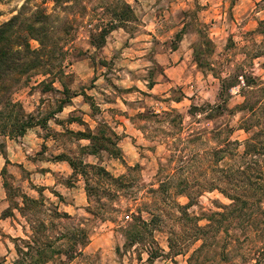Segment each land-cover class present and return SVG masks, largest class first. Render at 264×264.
<instances>
[{"label":"clouds","instance_id":"1","mask_svg":"<svg viewBox=\"0 0 264 264\" xmlns=\"http://www.w3.org/2000/svg\"><path fill=\"white\" fill-rule=\"evenodd\" d=\"M208 2L12 0L3 8L5 15L0 16V27L26 6L21 16L25 26L12 37L10 45V54H20L21 59L16 63L22 67L0 79V127L6 125L8 132L27 129L41 135L63 134L70 128L86 132L91 128L87 139L74 137V142L50 147L45 156L66 152L83 160L84 165H95L85 169L87 175L82 177L78 169L72 168L63 174L67 178L76 171L72 177L73 183H78L75 191H82L80 185L85 180L89 186L99 187L97 181L103 176L106 181L103 189L112 195H105L101 189L98 195L90 197V202L83 199L74 202L73 193L65 190L64 202L75 210V230L65 226L67 221H53L47 214L31 219V214L21 215L24 204L18 198L17 207L11 209L15 217L0 219V264H173L177 260L179 264H264V135L252 139L264 129V124L252 127L246 134L237 132L241 141L238 145L232 142L229 130L223 126L209 136L210 128L204 118L212 109L205 105L208 96L204 91L195 83L187 89V92L195 89L196 98L190 103L204 107L186 126L188 105L184 101L188 96L185 89L173 85V90L169 91L163 87L167 82L165 69L175 67L174 63H169L173 60L171 46L175 37L172 32H179L184 24L191 26L194 20L202 19L206 15L203 6ZM220 3L224 4L225 15L234 5L236 18L225 22L224 26L243 37V43L232 50L231 63L228 52L216 55L213 60L206 54L203 43L193 44L189 49L188 44L197 39L195 36L180 41L184 45L180 55L190 58L186 60L187 70L203 73L202 78H206L209 88L233 78L234 85L228 87L227 93L229 107L234 108L237 103L244 105L256 89H264V84L258 82L253 88L245 83L242 75H234L237 68L252 71L250 65L256 53H259L258 63L264 64V0H220ZM10 9L15 11L9 12ZM182 10L187 11L188 16L177 20L176 15ZM19 28L18 23L16 29ZM146 28L152 36L145 35ZM248 32L251 34H246ZM117 36L124 40L135 36L136 39L131 40L135 51L114 40ZM241 47H244L243 53ZM101 61L105 62L103 66ZM194 65L200 66L194 68ZM81 68L85 69L83 73ZM118 68L123 71H117ZM22 69L25 74L20 77L18 72ZM29 78L31 84L38 85L31 96L27 94L31 87L27 83ZM92 83L96 87L89 95L99 101V114L94 113L91 103L84 102L83 96H78L71 107L65 106L66 96L79 94L84 85L90 87ZM151 83L161 88L154 90L149 87ZM102 92L106 97L101 96ZM117 95L123 103H103L104 99H114ZM257 99L259 103L253 111L264 110V98L257 95ZM177 100L181 103L174 107L173 102ZM209 103L217 101L213 99ZM61 107L64 111H60ZM109 108L115 110L109 114ZM70 114L86 122L71 124ZM125 114V119H118ZM258 116L259 112L253 116L245 108L235 118L229 117L226 123L239 128ZM45 120L46 128L42 123ZM196 120L203 123L204 129L201 131L200 125H196L193 136L189 129ZM102 122L108 125L111 143L96 139ZM4 138L0 133V142ZM98 143L104 148L89 157ZM47 166L50 165H37ZM78 167L83 168V165ZM101 167L105 172L94 175ZM153 187L157 191L148 194ZM60 188L56 186L57 191ZM31 195L35 197L36 193ZM162 195L166 200L164 207L174 214V219L187 211L193 218L191 223L180 220L145 225L144 221H151L156 214L158 198ZM153 200L157 203L153 204ZM213 201H222L227 206L223 207L225 212L240 209L237 219L226 223L219 232L204 215L210 209L217 210ZM45 203L49 209H54L60 201L51 197ZM189 204L187 209L182 207ZM81 205L87 206L89 212H84ZM9 207L8 197L0 193V217ZM137 207L140 211L135 216L125 211L128 208L135 211ZM141 214L142 220L139 219ZM111 221H115V229L108 226ZM101 222L103 233L99 228ZM132 230L143 238L131 240L127 233Z\"/></svg>","mask_w":264,"mask_h":264},{"label":"rangeland","instance_id":"2","mask_svg":"<svg viewBox=\"0 0 264 264\" xmlns=\"http://www.w3.org/2000/svg\"><path fill=\"white\" fill-rule=\"evenodd\" d=\"M12 0H0V16L5 15L3 8L7 6V4L11 3ZM157 3H160V0H157ZM214 5H219L217 7H214ZM155 7V5H154ZM233 6H230L228 9V15L224 14V4L220 3V0H209L207 4L203 6V12L206 13V15L203 16L200 20H194L190 25L184 24L183 28L177 31H173L172 35L175 37V39L172 41L171 46V54L173 55V60L169 61V63H174L175 67H173L171 70L165 69V75L167 77V82L163 84L164 88H167L169 91L173 90V85H175L178 88H184L186 91V95L188 96V100L184 101L185 104L188 105L187 108V116L184 118V123L187 126L189 123L192 122V118L195 116H191L190 113L192 112V107H203L193 105L190 103L191 100H194L196 98L195 89H192V92H187V89L191 87V84L195 83L197 87H200L204 91V95L208 96V100H205V105H217L219 103H222V98L226 99L225 106L228 110V112H225L221 116H217L212 118L211 120L204 119L207 124L209 125L210 131L208 132V135L211 136L213 132L216 131L217 128H220L223 126L224 128H227L228 130H231L232 133L230 136L232 137V141L240 143V138L237 136V132L245 133L242 129L235 128L234 126H231L226 123L229 117L235 118L237 113L240 111L242 106L239 103L235 104V107H229V100L228 93H224L223 97H220V89H221V83L218 84V86L214 88H209L206 78L203 77V73L201 72H189L187 70L186 66V60L190 59L189 57L180 55V50L184 47L183 43L180 41L182 40H191L192 37H197V39L192 40V43L188 44V48L191 49L193 44L199 45L200 43H203L205 46L206 54L212 57L213 60H215L216 55L220 54L223 55L224 52H228L230 54L229 63H231V56L233 55L232 50L236 48L238 43H243V37L237 36L235 32H229L228 27H225V22H231L235 20V15L233 14ZM26 10V6L21 8L22 14ZM15 9H10L9 12H13ZM158 11H160L158 9ZM19 14L16 13V15ZM15 16V15H13ZM11 16V18L13 17ZM23 16V15H22ZM188 12L187 11H179L176 15V19L180 20L182 17H187ZM203 25V27H201ZM246 34H251L250 32ZM145 35L152 36V33L145 29ZM136 39L135 36L130 37L128 40H124L122 36H117L114 38V40H119L122 42V45L124 48L129 49L131 51H135L134 48L131 46V40ZM156 43H159L160 41H155ZM164 43H167V41H164ZM244 47H247V44L244 43ZM244 47H241L240 52L243 53ZM258 47V46H257ZM259 53H256L252 56V63L250 65L252 71H245L243 68H237L236 73L234 75L239 74L244 77V81L247 84V81H253L255 82V85H252L253 88L256 87L257 83L264 82V64H259L257 61V57ZM236 61L237 63H240L239 56L236 55ZM101 65H104V61L100 62ZM200 65H194L193 67H199ZM246 67H248L246 65ZM85 69L81 68L80 72L83 73ZM117 71H123V69L118 68ZM75 73H73V76L75 77ZM95 79V77H93ZM117 79H120V77H117ZM233 78H228L227 83L234 85ZM27 83L31 84V79L27 81ZM43 83V81H41ZM73 83H75V80H73ZM230 85V86H231ZM37 84H31V87L28 88L27 94L28 96L33 95L34 89L37 87ZM96 85L94 83L91 84L89 87L88 85H84V87L81 89L79 94H75L77 96L73 97L71 101L66 104L65 106L71 107L78 96H83L85 103H91L93 105V111L96 114L100 113V108L97 106L99 104V101H97L93 96L89 95V92L93 88H95ZM161 88V85L154 83V90H159ZM130 91V90H129ZM241 92H243V89H241ZM43 95V93H41ZM257 95L261 97V94L256 91L252 93L248 100L245 101V103L249 104H257L259 100L257 99ZM101 96L106 97V93H101ZM67 98V96H66ZM215 100L217 103L212 104L209 103L210 100ZM67 100V99H66ZM63 102V101H62ZM41 104H43V100L40 101ZM103 103L112 104L115 105L117 103H123L119 99V95H117L114 99H104ZM174 107H178L180 105V101L173 102ZM115 109L109 108L107 111L109 114H111ZM64 111V108L63 110ZM197 113V112H196ZM94 118V117H93ZM126 118L125 116H120L118 119L123 120ZM215 121V123H214ZM44 122V121H42ZM86 121L82 120L79 116H75L73 114H70L69 123L71 124H79L83 125ZM131 123V122H129ZM103 124V127H100V132L98 135H103L104 137H108V125ZM196 125H200V130L203 131L204 125L200 120H196L195 124H193L192 128L189 129L190 132H192L193 136H195L196 132ZM123 126V125H122ZM47 127V122L45 124V128ZM44 129H42L43 131ZM4 131L7 134V130L0 128V133ZM91 128L88 129L86 132L77 131L74 129H68L66 133H53V132H47L45 135H41L40 133H32L29 130L26 132L27 138L26 140H22V137L18 136H12V138H9L7 136H4V140L0 142V144H3V150L4 154L6 155V143H10L12 145L11 152L14 153V156H10V159L7 158V156L4 157L0 154V193L5 194L9 201H10V207L9 209H5L4 215L6 216H12L15 217V212H13L11 209L14 207H17L16 200L22 199V196H27L30 199L36 200L40 203V206L38 209L27 211V206L23 208L21 211V215H30L31 218H37L40 216H43L47 214V216H50L53 221L58 219H63L64 221H67L68 223L65 225L67 228H70V226L74 223L73 221L76 219L75 217V210L73 209L71 204L65 203V190L67 192L73 193L71 199L74 202H78L79 199H83L85 202H90L86 196L85 193V183L83 181V184L80 185L82 188V191H75L78 187V183H73L72 177L75 176L73 174L69 175L67 178L64 176V171L67 168V166H52L49 167H37V165L44 164L49 165L45 162L52 161L54 157L58 155H66L70 157L71 159L75 160L76 162H83V160L78 159L75 156H70L66 152L56 153L52 154L49 153L48 156H45V153L49 152L50 147H56L58 145H66L67 143L74 142L73 138H81L77 133L81 132L84 134H91ZM219 135L220 133H216ZM246 134V133H245ZM113 135H116V133H113ZM124 135H127V133H124ZM38 139V140H37ZM84 140V139H81ZM110 140V138H109ZM56 142V144H53V142ZM111 143V140H110ZM79 148L80 146L77 145ZM37 148L39 151H37ZM31 149L32 151H29ZM72 151V150H69ZM121 151H124V149H121ZM80 154L83 155L82 149L80 151ZM91 157V156H89ZM84 163V162H83ZM93 165V164H90ZM103 168V167H102ZM4 170V173H3ZM77 181H79V177H77ZM5 184V185H4ZM60 185L61 188L59 191H57L56 186ZM157 189L155 187L148 190V194L155 193ZM31 193H36V196L34 197L31 195ZM112 194V193H111ZM56 195L61 196V199H59ZM51 197H55L60 201V204L58 207L54 209H49L48 205L45 203L46 200L50 199ZM159 204L155 208V217L153 219L152 225H160L165 224L167 221L168 223L173 222H179L180 220H185L184 213L189 214L187 211H184L181 213L180 217L174 219V214L169 212L167 208L164 207L166 200L164 196H160L158 198ZM153 204H156L157 201L153 200ZM214 208H216V211L209 210V213H206L204 215L207 216V218H210V214L212 212H223V205L222 201H213ZM186 205H183V207ZM191 206V204H190ZM83 208V211L87 213L88 207L85 205H81ZM125 211L132 212V215L135 216L136 212H139L140 209L137 207L135 211H132L131 208L125 209ZM67 213L70 215L73 219V221H68L64 218H62V214ZM57 214V215H56ZM8 217L2 219H7ZM143 217V214H142ZM191 219H193L191 217ZM195 219H199L198 217ZM187 221V220H186ZM80 222L83 224L84 217H80ZM188 222V221H187ZM226 224V223H225ZM223 224V225H225ZM221 225V226H223ZM109 227H112L115 229V221L109 222ZM101 233L104 232V224L101 222L100 226ZM223 228L220 227V225L216 224L215 229L217 232ZM162 231V229H161ZM126 248L128 247V244L124 245ZM116 252L119 253V246L116 248ZM157 255V254H153ZM179 255V253H177ZM167 259V257H165ZM191 258V257H189ZM188 258V259H189ZM137 259H142V257H137ZM173 264H179V261H173Z\"/></svg>","mask_w":264,"mask_h":264},{"label":"trees","instance_id":"3","mask_svg":"<svg viewBox=\"0 0 264 264\" xmlns=\"http://www.w3.org/2000/svg\"><path fill=\"white\" fill-rule=\"evenodd\" d=\"M22 15H23L22 12H19V14L13 16L8 21L7 24H5L2 27H0V79L4 78L7 73L19 70L22 67L21 65L16 63V61L21 59L20 54L19 53L10 54L11 53L10 45L12 43V37L16 34L17 31L22 30L24 28V26H25L24 23L21 22V16ZM18 23L20 24V28L16 29V25ZM262 29H264V25H262ZM17 42H19V41L17 40ZM24 74H25V70H23V69L18 72V75L20 77H23ZM261 84H264V82H262ZM230 85L231 84H228L227 82L221 83L220 97L224 96V93H226V91H227V89H228V87ZM247 85L252 87V85H255V82L247 81ZM153 86H154V83H151L149 85V87H151V88H153ZM257 90L261 94V97L264 98V89H257ZM75 96H77V95H75V94L68 95L67 98H66L67 99L66 100V104H68L71 101V99L73 97H75ZM221 100H222V103H219L217 105H206L207 108H211L212 111L209 113V116L205 117L204 119L211 120L214 117L221 116L225 112H228V110H227V108L225 106L226 99L222 98ZM175 102L178 103L179 101L177 100ZM62 103H64V102H62ZM257 103H259V102H257ZM203 107H192V112L190 113V115L194 116L196 114V112H199L201 110V108H203ZM63 108L64 107H61L60 111H62ZM245 108L247 109V111H251L253 116H257V112H259V116H258V118L256 120H252L251 123L246 121L245 122L246 126L242 125V127L240 128L245 133H247L252 127L259 128V126L261 124H264V110H259L258 109L256 111H253V109L255 108V103L254 104H249L248 102L245 103L244 106H242L240 111L245 110ZM262 108H264V106H262ZM42 123L45 126L46 120L44 122H42ZM5 128H7L6 125L2 127V129H5ZM27 131L28 130L26 129V130L21 131V132L12 131V132H7V134H6V132L2 131L1 133L4 136L12 138V136L23 137L26 134ZM231 133H232V131L229 130V135ZM76 135H78L79 137L81 136L80 139H87L90 134H84V133L79 132ZM261 135H264V129H261L260 132L255 133V135L252 137V139H256L257 137H259ZM96 139L98 141L102 140V141H107L108 143H110L109 137L106 138L103 135H98L96 137ZM232 142L237 144V145L239 144L238 142H235V141H232ZM2 145L3 144H0V154L5 158V154H4V150H3V146ZM252 147L254 148L255 146H252ZM103 148H104V145L98 143L95 146V148H93L92 151L89 152V156H95L97 151H99V150H101ZM82 152L84 154V150L83 149H82ZM52 161L65 162V163L68 164V166L70 168L78 169L79 172H80V177H82L84 175H87V172H86L85 169L95 167V165H90V164L84 165V163L81 162V161L76 162L75 160L71 159L70 157H68L66 155H58V156L54 157ZM79 165H83V168H79L78 167ZM104 172H105V169L101 167L99 169V172L94 173V175H100L101 173H104ZM3 173H4V170H3ZM72 174L76 175V171H72ZM105 182L106 181H105L103 176H101L100 180L97 181V184L99 185V187H91V186L88 185V181H86V180L84 181V183H85V189L84 190H85L86 196H87L89 201H90V197L91 196L98 195L100 193L101 189H103V184ZM103 191H104L105 195H112L111 193L108 192L107 189H103ZM56 196L59 199H61V196H59V195H56ZM22 200H23L24 207L27 206V209H28L27 211L38 209L39 206H40L39 202H37L36 200L30 199L27 196H22ZM188 207H190V204L184 206L185 209H187ZM224 207H227V206H224ZM239 211H240V209L236 208V209H233L230 212H225V211H223V212H212L210 214V216H209L210 218H208V219L211 220L214 225L218 224V225H220V227H223L224 226L223 224H225V223L234 222L237 219V214H238ZM87 212H89V208H88ZM183 215H184L183 218L185 219V221L187 220L189 223H191L192 219L189 216V214L184 213ZM3 216L5 218L8 217L6 215H3ZM154 217L155 216L153 215L151 221H144L145 225H147L149 223L152 224ZM62 218L66 219L68 221H73L72 217L70 215H68L67 213H63L62 214ZM139 219H141V220L143 219L142 214L139 217ZM221 225H223V226H221ZM76 227H77V225L74 223V225L72 224L69 229L70 230H75ZM127 235H128V237L131 240L142 239L143 238L139 233H136L135 230L129 231L127 233ZM189 260H191V258H189Z\"/></svg>","mask_w":264,"mask_h":264},{"label":"crops","instance_id":"4","mask_svg":"<svg viewBox=\"0 0 264 264\" xmlns=\"http://www.w3.org/2000/svg\"><path fill=\"white\" fill-rule=\"evenodd\" d=\"M153 88H154V86H153ZM26 138H27V135L25 134L21 139L24 141V140H26ZM11 148H12V145H10V143H6V155L5 156H7L8 159H10V156H14V153L11 152ZM45 163L52 165V166H62V167L67 166V168H70L68 166V164L65 162L47 161ZM0 219H2V217H0Z\"/></svg>","mask_w":264,"mask_h":264}]
</instances>
